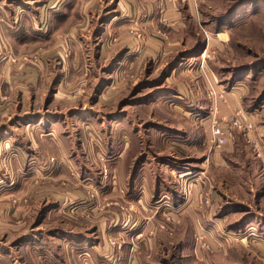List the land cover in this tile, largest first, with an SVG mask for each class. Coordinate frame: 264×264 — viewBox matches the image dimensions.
<instances>
[{
    "label": "rangeland",
    "instance_id": "1",
    "mask_svg": "<svg viewBox=\"0 0 264 264\" xmlns=\"http://www.w3.org/2000/svg\"><path fill=\"white\" fill-rule=\"evenodd\" d=\"M13 1L26 2L32 8L25 10L18 6V10H15ZM45 1L10 0L13 3L7 4L8 0H0V4L10 6L11 12L15 13L9 16L10 23L6 24L13 33L11 36L10 31H6L11 36L10 41L6 42L0 35V57L7 56L11 67H19L30 61L35 63L36 58L16 55L14 52L23 53L24 48L17 47V38L21 37L20 31L24 29L21 26L29 29L24 19L26 14L33 13L35 18ZM197 5L199 19L196 24H191L190 41H202L203 30L211 33L210 38H214V32L225 31L221 39L227 38L221 44L217 41L211 43L212 53L205 63L207 75L211 77L212 70L219 80L229 81L232 75L245 78L243 81L249 88L246 104L235 109L246 112V109L260 106L264 100V95L259 99V94L264 93V0H199ZM244 7L247 8L246 12ZM98 8L99 5L92 11H100ZM13 23L19 25L13 27ZM52 25H44L45 33L40 34V39L41 35L47 37L39 39L35 50L48 51L51 45L53 49L62 48L61 43L55 47L51 35ZM93 28L96 29V26ZM87 29L86 26L83 33ZM97 31L94 30V33ZM94 33L92 30L88 33L91 39ZM80 45L83 47V44ZM90 46L92 49L98 47ZM94 55L98 54L92 51L73 59L76 66L82 67L77 68V73L73 75L58 71V57L48 58L49 76L43 75L38 81L36 111L39 110L41 118H52L45 120L43 126L47 127H43L44 131L50 132L53 124L60 123L56 131L64 135V154L57 151L50 153L52 147L46 143L42 144L43 151L40 152L18 131L17 137L8 140V148L0 147V264H53L54 256L71 261L72 264H264V237L259 234V238L256 230L244 228L243 232H232L223 227L222 231L217 232L201 221L195 228L191 221L184 219L179 228V218L167 223L168 214L160 211L172 209L171 198L147 202L140 191L139 196L134 198L129 189L134 163L139 160L138 180L142 179L144 186L137 188V191L142 188L151 190L154 180L159 183L163 181L164 188L174 194L180 193L178 195H181L183 203L178 205L192 204V208L198 212L195 220H205L215 214L222 216V209L232 206L234 197L242 198L248 207L259 208L264 218V204L256 203V195L240 192V196H237L231 188V185L240 186L248 173L250 188L259 187L258 183L254 186L253 181H257L264 170L256 174L258 167L253 172L247 171V162L261 163L252 136H256L254 139H264L258 129L264 122V115L259 120H253L249 132L230 129L227 143L219 148H212L209 144V123L204 118L207 113L195 119L191 115L187 116V121L181 120L183 129L199 132L202 129L207 136L202 154L191 151L192 145L168 140L173 135L171 132L178 131V114L173 111L171 99L180 94L184 96L185 88L189 89L193 83L199 84L200 97L206 101L202 71L196 69V73L190 70L194 68L191 66L178 83L167 82L164 65L171 58L142 57L126 72L105 74L101 69L104 62L110 65L114 60ZM83 66L88 69L86 74L81 73L84 72ZM110 82L112 85H109ZM1 86L0 79V90ZM220 103L223 102H218V112ZM192 119L195 123H192ZM235 137L243 152L231 161L223 159V166H214L209 159L210 152L222 150L229 142L234 143ZM13 141L21 142L19 149L11 146ZM119 154L122 155V162L117 161ZM178 166H191L195 173L183 176ZM197 174L202 177L203 184L194 194L193 186L189 188L188 185V197L184 200L182 186L187 185L191 177ZM247 184L243 185L244 189L249 187ZM27 186L28 190L25 191ZM204 199L209 203H203ZM234 209V214L224 223L227 225L230 222L238 228L243 223V219L239 218L242 212L239 208ZM42 210V224L33 229L39 232L31 236L32 240L27 241L26 245L14 246L13 237L29 233L35 217ZM135 213L141 219H136ZM212 219L214 221L215 217ZM10 231H14V235ZM53 231L56 233L49 236V232L53 234ZM65 231L83 233L84 238L89 237V244L84 241V248L89 245L83 250L85 252H82L83 246H77L81 239L75 241L76 246H66L70 241ZM248 233L250 238L258 237L260 242L249 243V238H245ZM198 238H201V243ZM51 251L53 254L50 255Z\"/></svg>",
    "mask_w": 264,
    "mask_h": 264
},
{
    "label": "crops",
    "instance_id": "2",
    "mask_svg": "<svg viewBox=\"0 0 264 264\" xmlns=\"http://www.w3.org/2000/svg\"><path fill=\"white\" fill-rule=\"evenodd\" d=\"M5 1L7 2V0ZM13 2L8 0L7 4ZM14 3L15 10H18V6L19 9L23 7L25 10H30L32 8V6L26 5V2L15 1ZM197 3H199V0H196L195 3L190 0H46L44 4L40 6L39 13L36 14L35 18L33 13L32 15L26 14L24 19L28 22L29 29L21 26V28L24 29L20 31L21 37L17 38V41L19 42L17 47L18 49L23 47V53H19L15 50L16 52H14V54H22V56L36 58V61L35 63L31 61L25 64L23 63V65L19 67L17 65V68L9 65V61L6 58L7 56L5 57L3 55L0 57V79L2 82V89L0 90V147L8 148L10 144V141L8 140L17 137L16 131H18V134H21V136H23L33 148H38L40 152L43 151L42 144L46 143L49 147H52L49 149L50 153L53 151H57V153H65V150H63L65 149L63 145L64 135L58 134L56 131L60 123L56 122L53 124V127H50V132L46 130L44 131L43 127H47V125L43 126L45 120H50L52 118H48V116L47 118H45L46 116H42L43 118H41V115L38 113L39 110L36 111L35 102L37 96L35 95V92L39 85L38 81H41L43 75L49 76L47 73L50 65L48 58L58 57L60 59L58 71L65 75H73L77 73L76 69L79 68V66L75 65L73 59L80 58L82 55L87 54L88 52L91 53L92 51L94 54H98L94 56H102V58H105L106 60L111 58L114 60L110 65H106L104 62L101 69L105 74L126 72L135 66L138 58L140 59L142 57L152 59L171 58V61L168 62V64L166 62L164 65V69H166L165 71H167L168 75V77H166L167 82L178 83L179 80H182V76L189 72V67L191 66L194 68L190 70H195L194 72H196L197 57L203 48V37L202 41L200 39H197V42L193 41V43L190 41L191 24H196L199 19ZM97 5H99L98 9L100 11L93 12L92 10H94ZM10 8L11 7L8 5L0 4V22L2 21L0 24V35L6 40V42H9V39L13 35L10 29L11 27L7 26V23H10V20H8L9 16L15 14L11 12ZM246 10L247 8H245V12ZM99 15L101 16L98 19ZM102 18L103 20H101ZM75 21L76 23H74ZM47 24H53V33L51 34L53 42L56 44L55 47H57V43H61V49H53V46L51 45L50 50L48 51L35 50L37 43L43 37H47V35H41L40 39V34L45 33L46 26L44 27V25ZM18 25V23L12 24L13 27H17ZM86 26L89 29L96 26V29L98 30L97 33H94V30L96 29H91L94 33L92 34L94 38L91 39V36L88 34L91 32L89 29H87L86 33H83L86 30ZM6 31H10L9 34L11 36L9 34L7 35ZM214 33H220L224 36L225 31ZM196 35H198V33ZM36 36L39 37L36 38ZM89 39H91V41H89ZM226 40L227 38L219 39L214 37L210 38V43L214 44L217 41V43L221 44L226 42ZM108 41L109 44L107 45L106 42ZM21 43L23 44L20 45ZM80 44H83V47H81ZM90 44L98 46L95 47L97 49H92ZM67 47L68 50H65ZM31 48L33 50H31ZM6 59L7 61H5ZM205 63H207V60H205ZM245 68L246 67H244V69ZM207 69L209 70L208 65ZM83 70L84 72L81 73L86 74L88 72V69L84 66ZM211 77L216 84V88L223 92L226 97L225 102L219 104L218 117L227 116L233 109L246 104L245 100L248 97L249 88L245 84V81H243L245 78L240 79L232 75L229 81L222 78L219 80V77L217 78L212 70ZM111 83L112 82H110L109 85H112ZM57 84L60 85L59 82H57ZM186 88L184 90L186 96L180 94V96L171 99L174 103L173 111L178 114V119H176L178 123V125H176L178 131L171 132L173 135L172 137H168V140H175L177 144L185 143L192 145L191 151H198L202 154L203 143L207 136L205 137L201 128L200 132L195 130L185 131L181 120L185 119L187 121V116L190 115L193 119H195L194 117L206 116L207 111L205 106L207 107V105L205 104V99L200 97L202 95H200L199 92V90L201 91L199 84H190L189 89L187 88L189 91ZM57 89L59 88L57 87ZM260 95L261 94H259V99ZM246 112L252 113V115L255 114L253 118L259 120L264 115V100L261 102L260 106L253 107L251 110L246 109ZM62 116L63 115H61V117ZM193 119L192 123L194 122ZM263 123L264 122L262 121V125L258 127V129L263 133L264 138ZM170 130L176 131L174 129ZM237 137H235L234 143L229 142L230 144L225 146L222 150H214L210 152L209 159L214 166H223V159H229L231 161L243 152V148ZM252 137L253 141H256L257 147L255 149L259 151L256 153L257 157L261 158V163L247 162L249 165V170L247 171L253 172L258 167L254 173L256 174L257 171L261 172L262 169L264 170V139H254V137H256L254 135ZM67 141L69 140L67 139ZM13 145L15 148L17 146V149H19L21 142L13 141L11 146L13 147ZM121 152L125 153L124 150ZM121 158L122 155L119 154L117 161L122 162L120 161L122 160ZM139 163V160L135 161L131 172V183L129 185L130 194L132 197L136 198L139 196L138 193L140 191V194H143V197L147 202L152 200L155 201L160 198L164 200L171 198L170 200H173V203L170 202V207L172 209H162L160 211H165V213L171 216L170 218L173 220L179 218V221H181L179 228H181L183 223L182 219H184V221H191L195 228H197V225L200 224L201 221V223H205L204 225L206 227L217 232L223 227L226 228L227 231L232 232H243L244 228H252L249 230H256L258 237L259 234L262 238L264 237V218L262 217V211L259 210V208L254 209L253 207H248L249 205L244 204L242 198H232L233 205L224 206L221 211V214L224 213L222 216L215 214L206 217L205 220H195L196 216H198V212L192 208V204H187L185 206L182 204L178 205L179 203H182V197L181 195H178L180 193L174 194L169 189L164 188L163 181L159 183V181L154 180V183L151 185L149 180L146 179L151 185V190L148 188L149 190L147 189L146 191L142 188V190L138 189L137 191V188L144 186L142 184V179L138 180V168H140ZM47 166H49V162ZM177 168L183 176L195 173L192 172L195 169L193 170L191 166H188L187 168L178 166ZM177 168L174 167L173 169ZM196 173L200 174L201 171H197ZM247 175L248 177L245 178L243 183H240V186L231 185V188L234 191L233 194L240 196V192H244L246 195H256L255 200L258 201L256 203L264 204V173L260 174L261 177H259L257 181H253L254 186H256L257 183L259 184L258 189H254L253 187L250 188L249 179L251 178L249 173ZM192 177L187 183V186L189 185V188L193 186L194 194L203 183L201 182L202 177L198 174L193 178ZM215 180H218L217 177H215ZM20 183L22 182H19L18 184ZM244 184H247L249 187L244 189ZM21 186L22 185H20V187ZM25 189L24 190L27 191L28 186ZM234 208H239L242 212V216L239 218L243 219V223H241L242 226L238 228H235L230 222H228L227 225L224 223L227 218H230V216L234 214ZM46 211L47 210H45V212ZM42 213L43 210L38 212L33 226L30 227L31 231L29 233L13 237L14 242L12 244L14 246L18 245L20 247L26 245L27 241L32 240L31 236L34 237V235L39 232H35L33 229L42 224ZM134 216L136 219H141L136 213ZM212 217H215L214 221H212ZM241 227L243 228L241 229ZM136 230L137 229H135L134 232H136ZM57 232L62 233L60 230ZM10 233L11 235H14V231H10ZM55 233V231H53V234L52 232H49V236H53ZM65 233L67 238H69L68 241H70L66 243L67 247L76 246L75 241L81 239L80 245L77 246H83L81 249L82 252H85L83 250H86L89 245L84 248V241L89 244V237L84 238L83 233H71L70 231H65ZM249 234L250 233L245 237L247 240L249 238V243L260 242L258 237L253 239L250 238ZM46 235H48V232ZM80 235L82 237H79ZM61 237H64V235L61 234ZM76 237L79 238L76 240ZM49 253L50 255L53 254L52 251ZM54 259L53 264H72L71 261L56 256H54Z\"/></svg>",
    "mask_w": 264,
    "mask_h": 264
},
{
    "label": "built area",
    "instance_id": "3",
    "mask_svg": "<svg viewBox=\"0 0 264 264\" xmlns=\"http://www.w3.org/2000/svg\"><path fill=\"white\" fill-rule=\"evenodd\" d=\"M192 2H196V0H190ZM203 38L204 44L203 48L198 55V60L196 64V69L202 71L203 76L205 78L204 85L206 91V103L208 104L207 107V116L204 117L208 120V136H209V144L212 148H219L223 147L228 141V132L232 128L242 129L247 132L251 131L253 127V116L252 113H247L242 109H234L230 112L229 115L224 117H217V107L218 102H225L223 92L217 91L215 87V82L213 81L212 77H209L208 72L205 68V60L209 57L212 53V47L210 43L211 33L208 34L207 31L203 30ZM218 33L214 34V37L217 38ZM257 113V112H255ZM205 119V120H206ZM202 121V119H201ZM184 190V200L187 199L189 189L187 185L182 186ZM183 203V199H182ZM203 203L208 204V200H203ZM166 222L171 223L173 219L170 218L169 215L166 216ZM166 228V226H164ZM199 242L201 243V238H198ZM203 246V245H202Z\"/></svg>",
    "mask_w": 264,
    "mask_h": 264
},
{
    "label": "bare ground",
    "instance_id": "4",
    "mask_svg": "<svg viewBox=\"0 0 264 264\" xmlns=\"http://www.w3.org/2000/svg\"><path fill=\"white\" fill-rule=\"evenodd\" d=\"M221 37H223V35L219 33V34L217 35V38L221 39Z\"/></svg>",
    "mask_w": 264,
    "mask_h": 264
},
{
    "label": "water",
    "instance_id": "5",
    "mask_svg": "<svg viewBox=\"0 0 264 264\" xmlns=\"http://www.w3.org/2000/svg\"><path fill=\"white\" fill-rule=\"evenodd\" d=\"M263 95H264V93L262 92L261 95H260V97H262Z\"/></svg>",
    "mask_w": 264,
    "mask_h": 264
}]
</instances>
